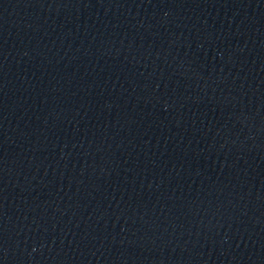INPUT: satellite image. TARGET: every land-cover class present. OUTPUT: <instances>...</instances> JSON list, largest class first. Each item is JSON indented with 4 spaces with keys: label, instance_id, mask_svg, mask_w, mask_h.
I'll return each instance as SVG.
<instances>
[{
    "label": "water",
    "instance_id": "1",
    "mask_svg": "<svg viewBox=\"0 0 264 264\" xmlns=\"http://www.w3.org/2000/svg\"><path fill=\"white\" fill-rule=\"evenodd\" d=\"M0 264H264V0H0Z\"/></svg>",
    "mask_w": 264,
    "mask_h": 264
}]
</instances>
